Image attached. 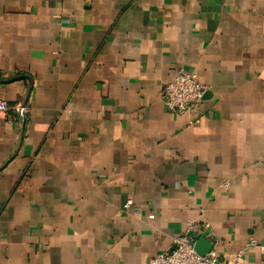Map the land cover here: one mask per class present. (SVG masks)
Returning <instances> with one entry per match:
<instances>
[{"label":"crops","instance_id":"crops-1","mask_svg":"<svg viewBox=\"0 0 264 264\" xmlns=\"http://www.w3.org/2000/svg\"><path fill=\"white\" fill-rule=\"evenodd\" d=\"M0 99V264H264V0H0Z\"/></svg>","mask_w":264,"mask_h":264},{"label":"built area","instance_id":"built-area-1","mask_svg":"<svg viewBox=\"0 0 264 264\" xmlns=\"http://www.w3.org/2000/svg\"><path fill=\"white\" fill-rule=\"evenodd\" d=\"M206 88L201 85L194 72L179 68L174 78L166 83L162 89V102L167 110L177 116H189L197 110L203 100ZM16 107L9 106L0 99V118L8 123L14 122L15 119L11 114ZM131 200L124 205L125 208L131 206ZM148 220L153 219V215L147 216ZM192 227L174 240V248L168 253H158L148 260V264H218L219 254L211 250L207 254L200 255L195 250V240L191 235ZM250 246H258L260 252L264 255V246L256 244L255 241L249 243ZM241 253L230 256V264L241 263Z\"/></svg>","mask_w":264,"mask_h":264},{"label":"water","instance_id":"water-1","mask_svg":"<svg viewBox=\"0 0 264 264\" xmlns=\"http://www.w3.org/2000/svg\"><path fill=\"white\" fill-rule=\"evenodd\" d=\"M200 255H203V254H200Z\"/></svg>","mask_w":264,"mask_h":264}]
</instances>
